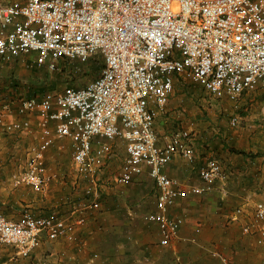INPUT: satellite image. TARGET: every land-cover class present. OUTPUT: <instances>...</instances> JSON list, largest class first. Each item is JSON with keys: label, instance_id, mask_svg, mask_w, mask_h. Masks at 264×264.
Masks as SVG:
<instances>
[{"label": "built area", "instance_id": "2783aa9c", "mask_svg": "<svg viewBox=\"0 0 264 264\" xmlns=\"http://www.w3.org/2000/svg\"><path fill=\"white\" fill-rule=\"evenodd\" d=\"M32 53L33 64L50 71L62 61L85 65L93 59L102 61V68L83 86L19 99L15 117L9 104L2 106V134L32 133L36 126L37 141L23 152L24 167L11 175V185L43 192L51 178L45 154L68 138L83 193L62 217L24 211L9 219L0 212V244L25 258L42 236L73 240L77 228L87 224V213L101 210L102 175L121 141L125 157L113 182L128 187L148 170L155 209L143 220L156 225L158 244L168 247L184 224L170 208L186 193L211 191L225 174L217 160L208 159L198 169V185L185 187L166 175L163 168L176 155L193 163L195 150L186 130L160 146L156 117L180 79L231 102L264 91V0H0V59ZM238 124L237 117L230 120L232 127ZM243 213L238 208L232 219ZM252 218L242 233L264 245L263 202L255 204ZM142 262L155 264L147 256ZM222 262L229 264L224 257Z\"/></svg>", "mask_w": 264, "mask_h": 264}, {"label": "crops", "instance_id": "0c3cea01", "mask_svg": "<svg viewBox=\"0 0 264 264\" xmlns=\"http://www.w3.org/2000/svg\"><path fill=\"white\" fill-rule=\"evenodd\" d=\"M34 58V55L29 54L8 62L0 59V105L9 104L15 111V103L19 100L17 96L22 92L26 97L28 94L35 95V78L31 75V69H35ZM16 77H22L21 82L27 83L28 86L22 88L19 83L12 84V78L17 80ZM169 112L167 105L155 120V131L160 146L166 143L169 135L174 134L169 131ZM34 121L36 120L33 119V125L36 124ZM35 127L33 126L31 131ZM202 132L193 139L194 162H188L176 155L163 171L185 187L194 186L200 184L198 169L208 159H218L223 164L225 178L216 180L211 191L198 196H184L170 208V214L182 217L184 224L168 247L158 244L156 225L142 224L138 221L135 210H131L141 204V198H146L144 191L149 188L151 180L146 169L133 181L130 197L114 194L109 204H103L101 199L102 213L94 215L88 219L86 225L77 228L72 236L73 240H48L42 236L29 258L16 255L17 252L12 246L0 244V264H143L144 256L149 257L155 264H219L223 257L232 264H264V245H257L255 236L242 233V226L246 223L248 215L253 213L255 204L264 203V128L258 129L250 124L237 126L236 130L227 136V145L203 135ZM32 135L33 132L30 137ZM16 138L0 135V206L6 215L11 213L9 219H17L22 208L31 204L40 205L43 209L54 206V194L67 187L66 164L60 160L64 157L61 155L64 152L63 145L71 144L70 159L72 155V142L68 138L57 141L48 149L45 154V167L51 178L43 192L54 194L50 195V199L35 202V199L25 197L26 188L29 187H13L10 182L11 175L24 167L23 151L17 145L20 141ZM115 149L116 157L123 161L124 146L119 145ZM232 149L242 153L233 152ZM105 174L106 172L102 175V182L108 180ZM108 190L107 186L106 194L110 193ZM61 199L66 202L69 197L63 196ZM122 202L125 203L124 206L126 202L129 203L126 213L108 211L109 206ZM154 205L153 202L151 212L155 209ZM103 206H106V210ZM241 207L244 208L245 215L233 220L235 211ZM208 237L221 239L223 247L211 245Z\"/></svg>", "mask_w": 264, "mask_h": 264}, {"label": "rangeland", "instance_id": "374dc122", "mask_svg": "<svg viewBox=\"0 0 264 264\" xmlns=\"http://www.w3.org/2000/svg\"><path fill=\"white\" fill-rule=\"evenodd\" d=\"M32 55H36V53H32ZM89 63L85 65H79L76 62H68V61H62L58 65V67L54 71H50L46 67H36L35 69L32 68L33 71L31 73L32 76L35 78V90H38V87H43V93L46 92H58L60 90H63L64 87H80L86 84L89 81H92L95 79V77L98 76L99 73L96 74L95 71L89 72ZM34 69V70H33ZM2 72L0 71V74ZM24 75V71H23ZM25 76V75H24ZM21 78V79H20ZM16 77L17 80H13L12 78V84L19 83V85L23 87H27L28 84L21 82L23 79L22 77ZM1 81V80H0ZM70 82H73V85L69 86ZM37 93V92H36ZM43 93L39 92L37 95H34L33 97H40L43 95ZM24 92H22L21 95L17 96L18 99H25L27 98L26 95L24 96ZM1 96V93H0ZM171 100V101H170ZM13 101V100H11ZM169 113L171 114L167 120L169 122V131L170 133H176L180 130H186L190 134L191 137V143L193 145V139L198 136L200 132H202L203 135L207 137H211L216 140H220V143L227 145V136H229L230 133L236 130V127H232L230 125V120L233 117H237L239 119V124L237 126H242L243 124H250L255 125L258 127V129L264 128V91L259 90L255 91L253 93L246 94L242 96L237 102H231L227 100H218L211 97L208 93H206L201 87L194 85L192 83H189L185 80H177L175 83V89L173 94L171 95L169 99ZM5 104V103H4ZM3 104V105H4ZM3 105H0V109ZM12 108V107H11ZM12 115L15 116V112L12 108ZM32 134V133H31ZM31 134L23 133L21 135L16 136V140L20 141L17 143V145L20 146L22 151H26L35 141H37L36 137V131L33 130V135L30 137ZM0 135L2 137H6V135L2 134L0 131ZM36 137V138H35ZM26 138H29L26 140ZM25 139V140H23ZM117 147L119 145H123L121 141H118L116 143ZM63 153L61 154L62 157L60 160L64 164H66V173H65V181L67 182V187L61 190V192H56V196L52 192H41L35 193L30 187L26 188V194L25 197L28 199H35L36 201H39L40 199H43L44 201L47 199H50V195L55 196L54 200V206H49L48 208H40V205L35 206V204H31L29 207L22 208L23 213L24 211H30L31 213L34 212H44V215H55V216H66L69 213H71L72 208L74 204H76L81 194L83 193V186L84 182L78 180V178L75 177L72 166H71V159L69 158L70 150H71V144L66 143L63 145ZM115 146V147H116ZM194 147V146H193ZM197 149V148H196ZM208 149V148H206ZM114 148V154L110 158L109 163L106 168V174L105 178H108L107 182H103L102 185V203L103 204H109L111 200L114 197V194L119 195V197H130L131 193V186L133 184L129 185L128 187H117L114 182L113 178L118 173L119 168L122 164V161H119V158L116 157V152ZM122 158V157H121ZM222 166V162L220 160L216 159ZM110 167V168H109ZM60 180V179H59ZM66 186V185H65ZM108 186L109 192L106 194V187ZM105 188V189H104ZM32 190V191H31ZM155 188L153 182L149 181V188L144 191V195L146 198H141V204L139 206H136L134 212L137 213V219L144 225H149L143 220V216L149 212H151L150 209L153 208V202L155 200ZM190 195V194H187ZM63 196L69 197V200H66L64 202V199H61ZM141 197V194H140ZM60 199V201H59ZM39 203V202H37ZM60 203V204H59ZM120 203L118 205L109 206L108 211L109 212H115L124 214L127 211V207H129V203ZM43 206V205H42ZM106 210V206H103ZM36 209V210H34ZM104 210V211H105ZM34 211V212H33ZM0 212L4 214L5 217L11 218V213L6 215L0 206ZM99 213H102L101 210L99 211H91L88 212L86 217L90 219L94 215H97ZM40 215V214H39ZM42 215V214H41ZM171 215V214H170ZM242 215H245L244 213ZM252 215H248V219L245 221L246 223L252 222L253 218ZM172 216V215H171ZM154 226V225H153ZM209 239V237H208ZM211 245H218V247H223V241L221 239H209ZM207 241L206 244L209 243ZM216 244V245H215ZM257 244V243H256ZM3 245V244H1ZM6 246V245H4ZM16 250V249H15ZM25 257V258H29ZM24 258V257H22ZM238 262V261H236ZM219 264H224L222 261ZM229 264H232L229 262ZM234 264V263H233ZM240 264V262L238 263Z\"/></svg>", "mask_w": 264, "mask_h": 264}, {"label": "trees", "instance_id": "16d2710c", "mask_svg": "<svg viewBox=\"0 0 264 264\" xmlns=\"http://www.w3.org/2000/svg\"><path fill=\"white\" fill-rule=\"evenodd\" d=\"M89 72H91V71H95L96 72V74L97 73H100V70H101V68H102V61H100L99 59H93V60H91V61H89ZM99 75V74H98ZM71 85H73V82H70V84H69V86H71ZM43 89H45V88H43V87H38V90H35V95H37V93L39 92V94L40 93H43L44 91H43ZM37 92V93H36ZM28 93H30V91H28ZM44 94V93H43ZM28 98H33V95H29L28 94V96H27ZM233 150V152H237V153H242V152H240V151H237V150H234V149H232Z\"/></svg>", "mask_w": 264, "mask_h": 264}]
</instances>
